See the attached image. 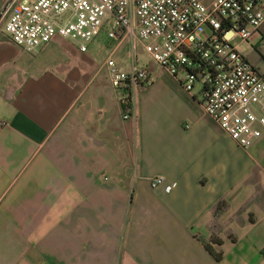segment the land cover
<instances>
[{"label": "crops", "instance_id": "0c3cea01", "mask_svg": "<svg viewBox=\"0 0 264 264\" xmlns=\"http://www.w3.org/2000/svg\"><path fill=\"white\" fill-rule=\"evenodd\" d=\"M2 32L0 264H264V133L238 145L152 64L124 118L89 46L27 52Z\"/></svg>", "mask_w": 264, "mask_h": 264}, {"label": "built area", "instance_id": "2783aa9c", "mask_svg": "<svg viewBox=\"0 0 264 264\" xmlns=\"http://www.w3.org/2000/svg\"><path fill=\"white\" fill-rule=\"evenodd\" d=\"M263 23L264 0H13L4 31L27 52L55 38L86 51L104 30L118 42L128 37L132 46L141 39L156 63L181 76L187 91L200 88L205 111L248 148L264 133V71L232 41L249 42ZM106 64L129 118L135 91L151 83V74L135 64L122 71L112 54ZM164 181L155 176L151 185Z\"/></svg>", "mask_w": 264, "mask_h": 264}, {"label": "rangeland", "instance_id": "374dc122", "mask_svg": "<svg viewBox=\"0 0 264 264\" xmlns=\"http://www.w3.org/2000/svg\"><path fill=\"white\" fill-rule=\"evenodd\" d=\"M205 2H210L212 0H203ZM6 0H0V11L4 7V3ZM8 17V13L4 14L0 18V34L3 35L2 30H5V22ZM262 27V26H261ZM259 31H262L264 33V29L260 28ZM103 38L100 39V42L104 44V49H99L97 50L95 47V40H92L88 43L89 46V52H93L94 54V59L97 62V65L99 66L103 60H107V56L109 54L110 45H114L118 43V40L114 39H108L107 33L104 30L102 32ZM235 45H237L241 52H243L245 55L248 56L250 61H252L256 66H258L261 70L264 71V38L262 44H256L255 39H252V43L249 44L247 42H242L239 37H235L232 41ZM106 44V45H105ZM112 57L118 62L121 63L122 71H127L132 68V65L135 64L137 68L141 67H146L149 68L148 66L155 65L156 67L160 68V65L152 59L150 53L146 51V49L143 46V43L141 39L136 41V45L132 46V43L128 37H125L123 39L121 47L114 53H112ZM108 67H103L102 68V73H108ZM158 71V70H157Z\"/></svg>", "mask_w": 264, "mask_h": 264}, {"label": "water", "instance_id": "95a60500", "mask_svg": "<svg viewBox=\"0 0 264 264\" xmlns=\"http://www.w3.org/2000/svg\"><path fill=\"white\" fill-rule=\"evenodd\" d=\"M13 0H8V2L4 5V7L2 8V10L0 11V18L4 15L6 9L8 8V6L10 5V3L12 2Z\"/></svg>", "mask_w": 264, "mask_h": 264}, {"label": "trees", "instance_id": "16d2710c", "mask_svg": "<svg viewBox=\"0 0 264 264\" xmlns=\"http://www.w3.org/2000/svg\"><path fill=\"white\" fill-rule=\"evenodd\" d=\"M123 107H124V106H123ZM206 246L209 248V250H211V252L214 253V255H215V257H216L217 259L221 258V253H220V252H215V251H213L212 248H211V247L209 246V244H207V243H206Z\"/></svg>", "mask_w": 264, "mask_h": 264}, {"label": "flooded vegetation", "instance_id": "af4514ba", "mask_svg": "<svg viewBox=\"0 0 264 264\" xmlns=\"http://www.w3.org/2000/svg\"><path fill=\"white\" fill-rule=\"evenodd\" d=\"M8 2V0H6V2L4 4H6ZM11 4V3H10ZM10 6V5H9ZM9 6L8 8L6 9L5 13L4 14H7L8 13V10H9Z\"/></svg>", "mask_w": 264, "mask_h": 264}]
</instances>
